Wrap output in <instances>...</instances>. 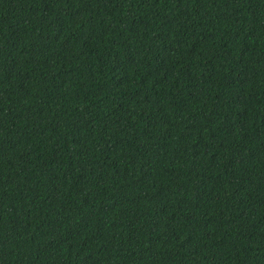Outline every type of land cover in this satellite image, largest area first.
<instances>
[{
	"label": "trees",
	"instance_id": "16d2710c",
	"mask_svg": "<svg viewBox=\"0 0 264 264\" xmlns=\"http://www.w3.org/2000/svg\"><path fill=\"white\" fill-rule=\"evenodd\" d=\"M0 264H264V0H0Z\"/></svg>",
	"mask_w": 264,
	"mask_h": 264
}]
</instances>
